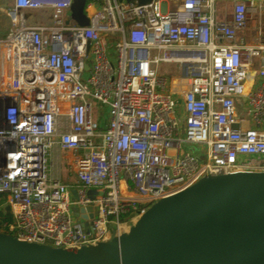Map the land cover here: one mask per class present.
Wrapping results in <instances>:
<instances>
[{"label":"built area","instance_id":"obj_1","mask_svg":"<svg viewBox=\"0 0 264 264\" xmlns=\"http://www.w3.org/2000/svg\"><path fill=\"white\" fill-rule=\"evenodd\" d=\"M11 1L0 5L11 23L0 28V195L13 220L0 231L77 249L206 175L264 170V24L252 18L264 0H86L88 24L74 0ZM56 144L76 186L49 174Z\"/></svg>","mask_w":264,"mask_h":264},{"label":"water","instance_id":"obj_2","mask_svg":"<svg viewBox=\"0 0 264 264\" xmlns=\"http://www.w3.org/2000/svg\"><path fill=\"white\" fill-rule=\"evenodd\" d=\"M85 5L72 6L80 24H88ZM0 264H264V170L206 175L152 204L128 231L77 249L0 231Z\"/></svg>","mask_w":264,"mask_h":264},{"label":"crops","instance_id":"obj_3","mask_svg":"<svg viewBox=\"0 0 264 264\" xmlns=\"http://www.w3.org/2000/svg\"><path fill=\"white\" fill-rule=\"evenodd\" d=\"M263 16L264 13L261 14V16L259 17L257 15H253L252 18H260ZM48 165H49V174L51 177L57 178L61 182L70 186L77 185L78 183L77 167L74 162V159H72L71 155L66 151H64L57 144L52 147L49 153Z\"/></svg>","mask_w":264,"mask_h":264},{"label":"rangeland","instance_id":"obj_4","mask_svg":"<svg viewBox=\"0 0 264 264\" xmlns=\"http://www.w3.org/2000/svg\"><path fill=\"white\" fill-rule=\"evenodd\" d=\"M0 5H2L1 2H0ZM39 11L40 10L35 11L34 14H37ZM36 18H39L37 23H42L44 25H48L52 23L50 13L49 14L46 12L38 13ZM262 19H263L262 21L264 24V16L262 17ZM0 28L3 31V35L7 34L11 29V23H10L9 18L6 16L5 13L1 11H0ZM249 40L256 41L257 38L252 36ZM159 74L162 76H167V77L168 75L176 77L177 75H181V70L178 66L174 64L160 63L159 64ZM189 147L190 149L194 151L199 149V146L197 145L190 144Z\"/></svg>","mask_w":264,"mask_h":264},{"label":"trees","instance_id":"obj_5","mask_svg":"<svg viewBox=\"0 0 264 264\" xmlns=\"http://www.w3.org/2000/svg\"><path fill=\"white\" fill-rule=\"evenodd\" d=\"M6 197L0 195V230L2 229L3 222H11L13 220V215L10 211L6 210L3 206L5 204Z\"/></svg>","mask_w":264,"mask_h":264},{"label":"bare ground","instance_id":"obj_6","mask_svg":"<svg viewBox=\"0 0 264 264\" xmlns=\"http://www.w3.org/2000/svg\"><path fill=\"white\" fill-rule=\"evenodd\" d=\"M0 2H1V4H2L3 6H5V5H10V4L12 3L11 0H0Z\"/></svg>","mask_w":264,"mask_h":264}]
</instances>
